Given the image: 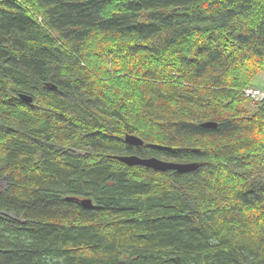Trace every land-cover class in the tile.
Here are the masks:
<instances>
[{
	"label": "trees",
	"instance_id": "obj_1",
	"mask_svg": "<svg viewBox=\"0 0 264 264\" xmlns=\"http://www.w3.org/2000/svg\"><path fill=\"white\" fill-rule=\"evenodd\" d=\"M259 73L264 0H0V264H264Z\"/></svg>",
	"mask_w": 264,
	"mask_h": 264
},
{
	"label": "water",
	"instance_id": "obj_2",
	"mask_svg": "<svg viewBox=\"0 0 264 264\" xmlns=\"http://www.w3.org/2000/svg\"><path fill=\"white\" fill-rule=\"evenodd\" d=\"M20 97L25 101L28 102L31 101V97L29 95L20 94ZM215 124L216 123L212 121H206L202 123L203 126H208V127H213L215 126ZM125 141L128 142L129 144H134V145L143 144V140L141 138L132 134H127L125 136ZM114 157L128 165H144L154 170H159V171L175 170L180 173L194 170L199 165V163L195 161L180 162L174 160H166L156 156L141 157L137 154H121V155H114ZM80 202L83 206L86 207L93 206L92 200L87 197L80 199Z\"/></svg>",
	"mask_w": 264,
	"mask_h": 264
},
{
	"label": "built area",
	"instance_id": "obj_3",
	"mask_svg": "<svg viewBox=\"0 0 264 264\" xmlns=\"http://www.w3.org/2000/svg\"><path fill=\"white\" fill-rule=\"evenodd\" d=\"M244 94L254 101L264 100V89H261L257 86H249L244 90Z\"/></svg>",
	"mask_w": 264,
	"mask_h": 264
},
{
	"label": "rangeland",
	"instance_id": "obj_4",
	"mask_svg": "<svg viewBox=\"0 0 264 264\" xmlns=\"http://www.w3.org/2000/svg\"><path fill=\"white\" fill-rule=\"evenodd\" d=\"M253 86H257L261 89H264V74L263 73H259L255 79L253 80ZM1 183V181H0Z\"/></svg>",
	"mask_w": 264,
	"mask_h": 264
},
{
	"label": "bare ground",
	"instance_id": "obj_5",
	"mask_svg": "<svg viewBox=\"0 0 264 264\" xmlns=\"http://www.w3.org/2000/svg\"><path fill=\"white\" fill-rule=\"evenodd\" d=\"M20 96V95H19Z\"/></svg>",
	"mask_w": 264,
	"mask_h": 264
}]
</instances>
